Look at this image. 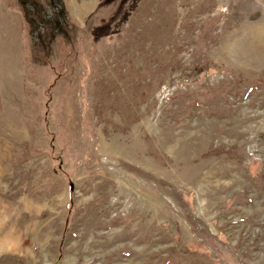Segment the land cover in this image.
<instances>
[{
    "label": "rangeland",
    "instance_id": "374dc122",
    "mask_svg": "<svg viewBox=\"0 0 264 264\" xmlns=\"http://www.w3.org/2000/svg\"><path fill=\"white\" fill-rule=\"evenodd\" d=\"M0 264H264V0H0Z\"/></svg>",
    "mask_w": 264,
    "mask_h": 264
}]
</instances>
